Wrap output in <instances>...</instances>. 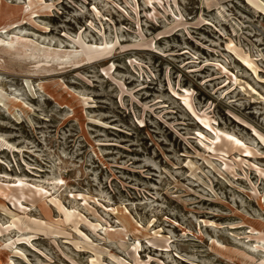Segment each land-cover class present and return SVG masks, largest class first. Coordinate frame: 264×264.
Returning <instances> with one entry per match:
<instances>
[{
  "label": "rangeland",
  "instance_id": "1",
  "mask_svg": "<svg viewBox=\"0 0 264 264\" xmlns=\"http://www.w3.org/2000/svg\"><path fill=\"white\" fill-rule=\"evenodd\" d=\"M0 32V264H264V0H0Z\"/></svg>",
  "mask_w": 264,
  "mask_h": 264
},
{
  "label": "bare ground",
  "instance_id": "2",
  "mask_svg": "<svg viewBox=\"0 0 264 264\" xmlns=\"http://www.w3.org/2000/svg\"><path fill=\"white\" fill-rule=\"evenodd\" d=\"M15 22V21H14ZM8 25V24H7ZM5 26V25H4ZM2 27V26H1ZM11 27H13V26H11ZM5 29V28H4ZM14 29V28H13ZM3 31V30H2ZM1 31V32H2ZM5 31V30H4ZM0 32V33H1ZM3 41V40H2ZM14 44L12 43V44H5V43H3V42H0V48L4 51V52H6V53H9V54H12L11 53V51L13 50V49H17V47H15V46H13ZM20 46H23V47H25L26 46V44H20ZM42 55L45 57V58H50V56H53L51 53H49V52H47L46 50L44 51V52H42ZM67 54H57V56H58V58H60V57H63V56H66ZM53 58V57H52ZM48 64V63H47ZM49 65V64H48ZM77 66H79V65H76V66H74V67H77ZM79 68V67H78Z\"/></svg>",
  "mask_w": 264,
  "mask_h": 264
}]
</instances>
